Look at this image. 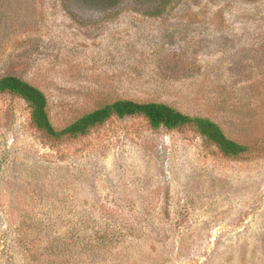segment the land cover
<instances>
[{
	"label": "rangeland",
	"instance_id": "374dc122",
	"mask_svg": "<svg viewBox=\"0 0 264 264\" xmlns=\"http://www.w3.org/2000/svg\"><path fill=\"white\" fill-rule=\"evenodd\" d=\"M62 129L117 99L208 116L112 117L54 138L0 93V264H264V0H0V77Z\"/></svg>",
	"mask_w": 264,
	"mask_h": 264
},
{
	"label": "trees",
	"instance_id": "16d2710c",
	"mask_svg": "<svg viewBox=\"0 0 264 264\" xmlns=\"http://www.w3.org/2000/svg\"><path fill=\"white\" fill-rule=\"evenodd\" d=\"M6 92L24 99L31 108V117L35 125L57 139L86 135L92 128L102 125L112 117L122 119L140 115L146 118L154 129L161 127L178 129L191 125L227 157H238L249 151L247 144L230 138L221 125L212 118L184 113L165 102L117 99L85 113L62 129H56L50 120L47 95L42 89L18 75L7 74L0 77V93Z\"/></svg>",
	"mask_w": 264,
	"mask_h": 264
}]
</instances>
